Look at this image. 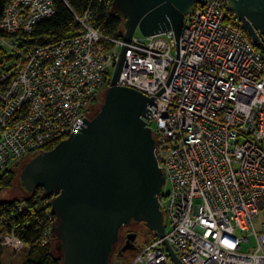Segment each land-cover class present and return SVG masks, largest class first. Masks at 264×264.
<instances>
[{
  "label": "built area",
  "instance_id": "built-area-1",
  "mask_svg": "<svg viewBox=\"0 0 264 264\" xmlns=\"http://www.w3.org/2000/svg\"><path fill=\"white\" fill-rule=\"evenodd\" d=\"M55 12V0H11L0 19L10 35L0 44L13 57L0 64V172L83 127L126 47L118 84L152 98L147 125L156 123L168 186L165 237L139 247L132 264H175L165 239L183 264H264V222L255 226L264 208V39L253 40L227 0H204L179 43L173 30L136 31L127 42L90 25L87 13L77 16L83 33L23 51L17 35ZM4 221L0 252L26 247ZM250 235L256 248L242 252Z\"/></svg>",
  "mask_w": 264,
  "mask_h": 264
},
{
  "label": "water",
  "instance_id": "water-1",
  "mask_svg": "<svg viewBox=\"0 0 264 264\" xmlns=\"http://www.w3.org/2000/svg\"><path fill=\"white\" fill-rule=\"evenodd\" d=\"M254 41L264 39V0H227ZM204 0H113L111 11L123 21L120 36L131 41L137 30L145 36L173 30L179 43L185 25ZM127 48L113 72L98 109L83 127L53 148L28 158L18 183L26 195L38 188L51 198L60 264H112L127 226L144 223L165 237L160 198L165 171L155 154L157 137L147 125L152 98L119 85ZM137 233L127 235L121 250L135 249ZM164 244L175 264H183Z\"/></svg>",
  "mask_w": 264,
  "mask_h": 264
},
{
  "label": "trees",
  "instance_id": "trees-1",
  "mask_svg": "<svg viewBox=\"0 0 264 264\" xmlns=\"http://www.w3.org/2000/svg\"><path fill=\"white\" fill-rule=\"evenodd\" d=\"M11 0H0V19L6 5ZM113 0H55L56 12L38 22L31 33L18 34L16 40L23 51H28L40 45L54 43L62 38L75 36L84 32V26L77 16L83 17L89 13L88 22L95 28L101 29L106 35L120 36L123 21L111 11ZM10 35L0 30V42ZM15 39V36H14ZM7 47L0 44V64L12 59ZM4 86L0 83V90ZM105 92L101 95L104 98ZM98 99L95 98L94 103ZM103 100V99H102ZM100 106V105H99ZM99 108V107H98ZM97 108V109H98ZM57 143L50 144L45 150L53 148ZM33 152L16 165L0 172V191L11 188L15 184L19 169ZM51 198L44 194V189L38 188L32 194L25 193L12 200L0 199V219L4 218V228L7 233L14 231L16 237L27 247V255L21 264H60L61 259L54 250L52 241L55 238L50 228L55 220L49 206ZM17 202H27L30 210L20 211ZM46 205V206H45ZM158 236L157 233L155 237ZM0 252V264H3Z\"/></svg>",
  "mask_w": 264,
  "mask_h": 264
},
{
  "label": "rangeland",
  "instance_id": "rangeland-1",
  "mask_svg": "<svg viewBox=\"0 0 264 264\" xmlns=\"http://www.w3.org/2000/svg\"><path fill=\"white\" fill-rule=\"evenodd\" d=\"M137 34L139 35L140 32L137 30ZM98 100L96 103H94V106L96 107L95 110L99 107L100 103L102 102L103 96H99L97 98ZM153 129H156V123L151 122L150 123ZM11 168L15 169L16 166L13 165ZM17 185L15 184L11 188H6L2 189L0 191V199L2 200H12L15 198H18L22 194H24L23 189L20 187L18 180L16 181ZM168 189V186L164 188L163 191H166ZM264 222V208L260 211V214L258 218L255 220V226L258 229V231L261 230V225ZM129 233L132 232H137V239H136V244H138L139 247H142L146 245L147 241L151 240L152 238H155V234L153 231L148 230L144 225L140 224L134 227H130ZM127 230V229H126ZM150 231V232H149ZM126 234V232H125ZM1 237H3L4 233L0 232ZM54 250L56 252V239L52 241ZM256 248V239L253 235L249 236V239L247 242H244L242 244V252H249L253 251ZM27 247H24L22 244L19 242L14 243V244H3V249H2V262L3 264H21L24 260V258L27 255ZM132 253H127L125 256V262H122L121 264H132L134 262V257H132Z\"/></svg>",
  "mask_w": 264,
  "mask_h": 264
},
{
  "label": "flooded vegetation",
  "instance_id": "flooded-vegetation-1",
  "mask_svg": "<svg viewBox=\"0 0 264 264\" xmlns=\"http://www.w3.org/2000/svg\"><path fill=\"white\" fill-rule=\"evenodd\" d=\"M95 106L93 105V108H92V114L94 113V111H95ZM91 114V115H92ZM140 224H142V225H144V223H138V224H133V225H130V226H127L125 229H124V236H123V238H122V241L119 243V245L117 246V248H116V250H115V252H114V254H113V257H112V264H121L122 262H125V256L127 255V253H132L133 255H132V257L134 256V254H135V252L138 250V248H139V246H138V244H136V240H135V249H128V250H126L125 252H122V254H121V250H122V248H123V246H125L126 245V243H127V235L129 234V229H131L130 227H134V226H137V225H140ZM145 226V225H144ZM146 227V226H145ZM147 228V227H146ZM127 229V230H126ZM148 229V228H147ZM149 230V229H148ZM150 231H152V230H150ZM149 231V232H150ZM125 232H126V234H125ZM154 233H156L155 231H153ZM135 233H137V232H135ZM138 234V233H137ZM137 239V238H136Z\"/></svg>",
  "mask_w": 264,
  "mask_h": 264
}]
</instances>
